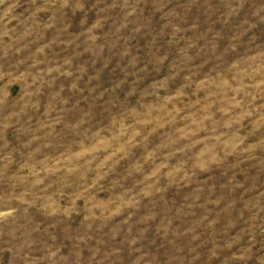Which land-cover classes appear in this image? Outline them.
<instances>
[{"label": "rangeland", "instance_id": "rangeland-1", "mask_svg": "<svg viewBox=\"0 0 264 264\" xmlns=\"http://www.w3.org/2000/svg\"><path fill=\"white\" fill-rule=\"evenodd\" d=\"M0 264H264V0H0Z\"/></svg>", "mask_w": 264, "mask_h": 264}]
</instances>
